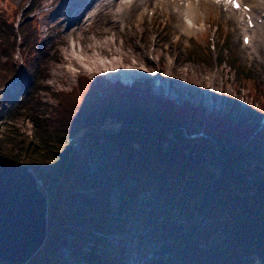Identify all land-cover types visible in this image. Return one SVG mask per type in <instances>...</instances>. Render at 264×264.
<instances>
[{
  "label": "trees",
  "instance_id": "trees-1",
  "mask_svg": "<svg viewBox=\"0 0 264 264\" xmlns=\"http://www.w3.org/2000/svg\"><path fill=\"white\" fill-rule=\"evenodd\" d=\"M19 26L18 40L0 44V83L20 80H13L11 55L27 48L30 75L22 77L12 102L23 110L39 101L45 47L52 46L30 24ZM235 64L250 90L252 77ZM95 81L82 78L79 96L76 89L64 102L54 95L60 103L45 123L70 133L83 153L75 151L46 188L47 238L28 264H122L126 250L109 253L107 241L114 230L125 234L130 217L132 243L141 254L154 248L151 255L169 256L160 264H264V108L254 106L260 97L252 108L229 100L215 113L192 97L177 105L149 83ZM113 189L121 194L117 211L111 209ZM114 252L120 254L113 258Z\"/></svg>",
  "mask_w": 264,
  "mask_h": 264
},
{
  "label": "rangeland",
  "instance_id": "rangeland-1",
  "mask_svg": "<svg viewBox=\"0 0 264 264\" xmlns=\"http://www.w3.org/2000/svg\"><path fill=\"white\" fill-rule=\"evenodd\" d=\"M107 1L111 0H0V44L7 41L10 47L12 38L19 39L18 25L22 30L23 26L30 24L39 33L37 37L51 42L52 46L45 47L48 51L47 65L43 69L37 95L39 101L35 105L30 104L23 110H16L12 105L19 93L22 77L30 75L26 74L28 68L23 54L27 48L22 53L19 47L11 55L13 62L10 63L16 67L13 80L18 75L20 80L11 79L7 86L0 83V155L28 167L37 177L39 188L46 197L50 181L60 178L62 167L72 159L75 151L82 152V147L70 133L46 124L51 113L49 110L59 106L60 102L54 95L62 97L64 102L77 89L74 96H79L82 78L96 80L97 86L103 81L120 82L125 86H132L135 82L149 83L156 95L172 99L177 105L182 106L186 98L192 97L194 103L215 113L222 112L229 100L238 102L242 109L252 108L254 100L258 101L257 97H260V102L258 106L254 105L255 108H264V96L250 94V90L264 92V37L261 50L250 56L243 34L235 33V23L228 21L221 10L210 4L206 5L207 22L200 23L195 34L184 36L173 11L169 13L150 5L142 16L133 17L132 22H123L113 17L111 10L107 12L101 8ZM12 24L16 28L14 33L10 29ZM88 40H116L117 45L124 44L127 51L137 46V55L146 57L147 64L134 66L136 60L133 57L123 62L117 57L86 52L83 46ZM68 60L76 61L78 67L67 65L65 62ZM235 60L252 77L250 90L241 82L243 77L236 72ZM56 74L61 77L56 78ZM253 83L260 89L254 88ZM98 90L99 96L102 95ZM70 101L75 103L76 100ZM261 125L264 128V119ZM45 128L48 132L43 134ZM43 135L45 138H41ZM43 142L46 146L42 145ZM28 146H31L29 154L24 151ZM33 148H37L34 155L31 154ZM90 168L97 172L95 159L91 160ZM120 195L117 189H113L112 210L117 211ZM117 221L118 217L111 222ZM133 226L130 217L125 234L112 231L107 241L109 253L115 248L126 250L122 264H147L148 259L152 260L150 264H160V260L165 261L169 257L151 255L154 248H147L146 253L141 254L128 234ZM131 248L134 253L130 255ZM118 252L112 254L113 258L120 254Z\"/></svg>",
  "mask_w": 264,
  "mask_h": 264
},
{
  "label": "water",
  "instance_id": "water-1",
  "mask_svg": "<svg viewBox=\"0 0 264 264\" xmlns=\"http://www.w3.org/2000/svg\"><path fill=\"white\" fill-rule=\"evenodd\" d=\"M48 200L28 167L0 155V261L28 264L47 238Z\"/></svg>",
  "mask_w": 264,
  "mask_h": 264
},
{
  "label": "bare ground",
  "instance_id": "bare-ground-1",
  "mask_svg": "<svg viewBox=\"0 0 264 264\" xmlns=\"http://www.w3.org/2000/svg\"><path fill=\"white\" fill-rule=\"evenodd\" d=\"M243 6H249L252 9V15L255 17V21L258 22L264 15V0H241ZM212 5L217 7L223 12L225 18L228 21L235 23V33H242L243 39L250 36L251 42L246 46L248 54L253 56L256 52L262 48L261 39L264 37V26H259L254 30L247 28L245 24L242 12L234 11L232 8L227 9L220 4H215L211 0H111L101 5V8L107 12L111 10L113 17L117 18L118 21L126 22L127 20L132 22L131 19L136 16H142L145 8L148 6L161 7L163 10L168 11L179 19L178 27L181 28V34L184 36H191L195 34L196 27L204 22L206 23L207 6ZM191 16L194 18L191 19ZM205 16V17H204ZM117 24V22H115ZM117 46V47H116ZM86 52H97L100 56L104 57H117L123 62H128L131 57L136 61L133 63L134 66H140L147 64L146 57L143 55H137L138 47L132 48L133 50L127 51L124 44L117 45L115 41H103L94 42L88 40L83 46ZM125 49V50H124ZM67 65L72 67H78V63L74 60H68L65 62ZM117 71V70H116ZM56 78L61 75H55Z\"/></svg>",
  "mask_w": 264,
  "mask_h": 264
},
{
  "label": "snow or ice",
  "instance_id": "snow-or-ice-1",
  "mask_svg": "<svg viewBox=\"0 0 264 264\" xmlns=\"http://www.w3.org/2000/svg\"><path fill=\"white\" fill-rule=\"evenodd\" d=\"M217 3H220V2H223V0H216ZM228 3H231L233 4L234 7L236 8H239V3L237 2V0H227ZM250 26H251V22H249ZM249 41H248V38L245 37L244 39V43L247 44ZM71 70V69H70Z\"/></svg>",
  "mask_w": 264,
  "mask_h": 264
}]
</instances>
